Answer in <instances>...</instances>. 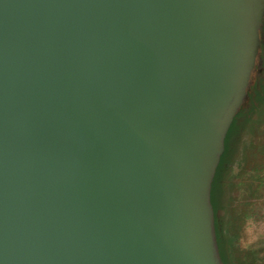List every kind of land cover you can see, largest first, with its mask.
Here are the masks:
<instances>
[{
	"label": "water",
	"instance_id": "1",
	"mask_svg": "<svg viewBox=\"0 0 264 264\" xmlns=\"http://www.w3.org/2000/svg\"><path fill=\"white\" fill-rule=\"evenodd\" d=\"M256 2L0 0V264H222Z\"/></svg>",
	"mask_w": 264,
	"mask_h": 264
},
{
	"label": "rangeland",
	"instance_id": "2",
	"mask_svg": "<svg viewBox=\"0 0 264 264\" xmlns=\"http://www.w3.org/2000/svg\"><path fill=\"white\" fill-rule=\"evenodd\" d=\"M248 37L241 80L246 95L230 127V177L217 189L214 216L222 240L232 237L230 264H264V19ZM217 251L224 264L218 244Z\"/></svg>",
	"mask_w": 264,
	"mask_h": 264
},
{
	"label": "trees",
	"instance_id": "3",
	"mask_svg": "<svg viewBox=\"0 0 264 264\" xmlns=\"http://www.w3.org/2000/svg\"><path fill=\"white\" fill-rule=\"evenodd\" d=\"M262 19H264V16L262 17ZM245 95H246V89L241 88V86H240L239 101L237 102L238 108L236 109L235 113L230 114V116L227 118L228 120H226L224 122L225 130L223 131V136H222L223 143H222V149H221V154H220V160H219V163L217 165V168H216V171L214 174V178H213V182H212V187H211V205H212V208L214 211V216H217V213L219 210V204H218L217 199H216L217 189L219 188V190H220V186L224 185V181H226L228 176L230 177V171L229 170H230L231 163H229V161L227 160V154H228L229 149H230V142L229 141H230V138L232 136L231 135L232 128H230V127H232L231 124L234 121L237 112L239 111L240 107L242 106V104L244 102ZM227 121H229L228 124H227ZM233 130H234V128H233ZM223 172H224V174H223ZM236 237H238V236H236ZM230 238H232V237H228V238L222 240L221 233L216 231V242L218 244V247L220 250V256H221V259H222L224 264H230L229 259H228L229 258L228 253H227V248L232 247V246H230ZM222 243L224 244L225 247L222 246L223 245ZM234 248H235V243H234V247L232 249L234 250Z\"/></svg>",
	"mask_w": 264,
	"mask_h": 264
},
{
	"label": "bare ground",
	"instance_id": "4",
	"mask_svg": "<svg viewBox=\"0 0 264 264\" xmlns=\"http://www.w3.org/2000/svg\"><path fill=\"white\" fill-rule=\"evenodd\" d=\"M254 12L255 20H257V24H259L260 21H262V19L260 20V17L264 16V0H257Z\"/></svg>",
	"mask_w": 264,
	"mask_h": 264
}]
</instances>
